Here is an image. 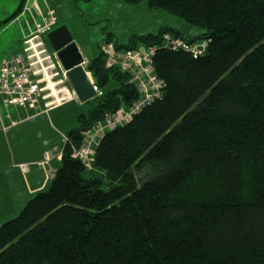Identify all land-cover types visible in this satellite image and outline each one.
<instances>
[{
	"label": "trees",
	"instance_id": "16d2710c",
	"mask_svg": "<svg viewBox=\"0 0 264 264\" xmlns=\"http://www.w3.org/2000/svg\"><path fill=\"white\" fill-rule=\"evenodd\" d=\"M123 1L200 33L106 34L116 49L156 46L163 94L107 131L87 168L73 156L83 133L138 98L101 52L89 60L98 102L76 116L49 185L0 226V264H264V0ZM165 33L205 51L166 48Z\"/></svg>",
	"mask_w": 264,
	"mask_h": 264
},
{
	"label": "rangeland",
	"instance_id": "374dc122",
	"mask_svg": "<svg viewBox=\"0 0 264 264\" xmlns=\"http://www.w3.org/2000/svg\"><path fill=\"white\" fill-rule=\"evenodd\" d=\"M38 2L43 10L46 2L54 11L58 21L56 27H67L88 62L99 54L100 43L107 33L114 36L118 45L127 44L134 35L157 34L165 26L188 37L200 33L198 28L168 12L148 9L144 1L136 5L126 4L123 0ZM18 4L19 0H0V21L9 18ZM18 15L0 27V60L22 51L23 35L27 34L31 18ZM97 96L95 94L84 102H69L49 111L4 108L0 100V226L16 217L36 192L49 185L60 164V159L55 156L61 152L66 133L76 126V116L80 112L97 104ZM44 153L53 157L45 166L40 164Z\"/></svg>",
	"mask_w": 264,
	"mask_h": 264
},
{
	"label": "built area",
	"instance_id": "2783aa9c",
	"mask_svg": "<svg viewBox=\"0 0 264 264\" xmlns=\"http://www.w3.org/2000/svg\"><path fill=\"white\" fill-rule=\"evenodd\" d=\"M44 5L43 10L38 0L23 1L19 15L31 18V24L27 26V34L23 35L22 51L0 60V100L4 108L12 106L48 111L79 100L69 83L67 71L61 66L56 52L51 50L46 39V34L56 27L58 21L48 4L44 2ZM37 19H40V22ZM161 42L166 48L188 51L194 58L201 56L206 48V42L188 44L182 38L169 33L162 36ZM155 50L156 46L153 45L143 44L132 49H116L111 42L102 44L100 52L104 68H116L126 73L138 98L129 106H122L115 113H106L101 120L93 123L90 129L83 133L82 144L73 151V156L81 160L87 168L99 139L107 131L129 123L135 115L161 98L164 84L154 69ZM80 66L94 93L100 95L101 92L88 70V61L83 58ZM65 140L66 137L64 142ZM60 156L61 152L55 158L59 159ZM52 158L48 153H44L40 164L48 165ZM22 170L25 168L22 167Z\"/></svg>",
	"mask_w": 264,
	"mask_h": 264
},
{
	"label": "water",
	"instance_id": "95a60500",
	"mask_svg": "<svg viewBox=\"0 0 264 264\" xmlns=\"http://www.w3.org/2000/svg\"><path fill=\"white\" fill-rule=\"evenodd\" d=\"M23 1L24 0H19L17 10L9 18L0 21V27L16 17L20 12ZM46 39L51 49L56 52L61 66L67 71L69 83L77 93L79 101L84 102L94 97L95 93L92 86L84 70L80 66L83 57L67 27H56L46 34ZM102 44L103 43H100V46H102Z\"/></svg>",
	"mask_w": 264,
	"mask_h": 264
},
{
	"label": "crops",
	"instance_id": "0c3cea01",
	"mask_svg": "<svg viewBox=\"0 0 264 264\" xmlns=\"http://www.w3.org/2000/svg\"><path fill=\"white\" fill-rule=\"evenodd\" d=\"M26 110H28V109H26ZM51 110V109H50ZM29 111V110H28ZM49 111V110H48ZM60 159V158H59Z\"/></svg>",
	"mask_w": 264,
	"mask_h": 264
},
{
	"label": "bare ground",
	"instance_id": "6f19581e",
	"mask_svg": "<svg viewBox=\"0 0 264 264\" xmlns=\"http://www.w3.org/2000/svg\"><path fill=\"white\" fill-rule=\"evenodd\" d=\"M131 83V82H130ZM132 84V83H131Z\"/></svg>",
	"mask_w": 264,
	"mask_h": 264
}]
</instances>
